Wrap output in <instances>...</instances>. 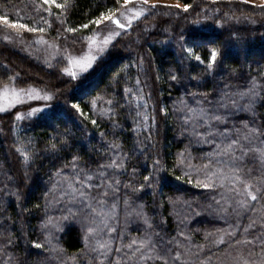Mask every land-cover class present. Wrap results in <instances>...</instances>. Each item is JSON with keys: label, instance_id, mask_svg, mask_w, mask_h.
Instances as JSON below:
<instances>
[{"label": "trees", "instance_id": "trees-1", "mask_svg": "<svg viewBox=\"0 0 264 264\" xmlns=\"http://www.w3.org/2000/svg\"><path fill=\"white\" fill-rule=\"evenodd\" d=\"M174 1L181 6L159 5L124 31L91 72L76 79L65 75L62 60L42 64L0 39V85L11 80L45 83L57 95L47 111L32 117L21 109L0 113V264H87L92 258L82 251L87 213L63 219L68 208L77 212L83 205L57 200L58 192H51L57 171L72 174L74 157L78 170L95 176L93 184L100 182V171L106 173L103 179L120 181L119 192H110L108 201L118 202L116 226L123 243L148 232L157 248L181 253L178 264H264L260 241L233 246L238 239L264 233V198H249L248 207H240L236 201L243 197L229 191L231 185L214 190L196 186L205 179L201 166L215 170L223 167L218 161L228 160L211 155L217 145L242 138L245 124L264 132V3ZM68 4L61 9L43 0H0V16L36 29L14 27L26 40L43 36L58 44L83 42L98 27L93 21L109 11L115 15L125 0ZM213 51L217 58L209 67ZM253 81L259 95L251 109L245 108L248 99L238 96V105L220 106L224 93L246 91ZM201 106L225 118L213 122L217 134L207 142L184 123L187 108ZM223 132L227 139L219 134ZM261 140L244 143L260 147ZM18 149L29 152L27 163ZM113 159L123 168H101ZM157 160L160 166H155ZM240 167L253 191L264 187V163L257 154L250 152ZM145 176L151 179L145 181ZM141 185L142 190L133 191ZM100 191L93 189V195ZM125 199L129 211L143 206L151 229L142 218L125 215ZM52 219L59 223L49 230L45 225ZM221 237L226 243H219Z\"/></svg>", "mask_w": 264, "mask_h": 264}, {"label": "snow or ice", "instance_id": "snow-or-ice-1", "mask_svg": "<svg viewBox=\"0 0 264 264\" xmlns=\"http://www.w3.org/2000/svg\"><path fill=\"white\" fill-rule=\"evenodd\" d=\"M129 0H125V4H127ZM148 0H144V3H147ZM44 4H55L57 8L65 9L69 6L68 0H65L64 4L56 3V0H43ZM179 7V5H177ZM187 8V6H185ZM139 15V13H137ZM0 20H3L5 24L10 23L6 18L0 17ZM112 21L117 24L119 27L123 28L124 25L120 24L119 20L114 18V14L112 11H109L107 15H102L97 20L93 21V23L99 25L103 21ZM12 27H20L26 28L28 31H36L34 28H28L27 25L17 24L12 22ZM83 27H87L84 25ZM43 31V29H40ZM68 31H75V29L69 28ZM107 43V41H105ZM191 51V49H189ZM217 58V53L215 51L211 54V61L209 67L215 63ZM92 59H88L86 62H78L74 61L80 65L82 71H86L92 63ZM197 60L200 59L199 56L196 57ZM75 76V73H72ZM175 79V77H173ZM35 92V89L31 90L29 95ZM18 95V94H17ZM193 95H196L195 93ZM259 93L256 90L255 81H253V85L249 87L246 91H240L235 94L224 93L221 97V107H228L229 104L236 106L239 104V100L248 99V104L245 105V108L251 109L255 99ZM238 96L239 100L235 97ZM38 97V93H37ZM45 100L52 99L51 96L45 95L44 97H40ZM111 103V101H109ZM200 103V102H198ZM211 103V101H209ZM73 107H77L73 105ZM3 111V109H0ZM35 111H43V109H37ZM166 113V110H162ZM83 114V113H82ZM139 115V113H138ZM22 117H17V119H21ZM144 119L147 120L148 116L145 115ZM201 121L203 123H201ZM224 123L225 118L217 113L211 112L204 107L199 108H187V113L184 117V123L186 125H191L193 134L199 137L202 141L207 142L208 137L215 136L217 133L212 129L214 128V123ZM93 124L96 123L95 120L92 121ZM199 127H206L208 131L206 133H201L198 131ZM244 134L242 138L238 139H230V142L222 145H217V152L213 153L214 157H228L227 161H218L219 164H222L223 167H217L215 170H209L210 165L201 166L205 171V179L203 181H197V187H203L205 189H216V188H225L228 185L229 191L235 193L237 196L243 197L236 201V203L240 207H248V200L250 198L251 201H257L260 198H264V187L257 188L253 191V185L246 180L242 179L240 173L242 168L240 164L242 163L244 157H246L250 152L258 155L261 163H264V140H261L260 147H246L244 142H247V145H252L256 139L260 137H264V132H261L259 128H249L247 124L244 126ZM224 138H228L229 134L227 132L219 133ZM56 144H52V149H56ZM21 155L24 158V162L27 163L30 159V154L26 149H18ZM240 152V156H236V152ZM183 158V153L180 154ZM77 159L73 158L72 161V174L65 175L62 170L56 172V177L58 179L52 186L51 192L57 193L58 195L54 198L57 200L67 199L68 202L74 204L83 205V209L78 210L77 212H73L72 208H68V216L63 217V219L68 220L70 217L75 218L80 215V211H84L88 216V224L86 228V234L84 236V244L85 249L82 250L85 252L87 256L88 253H92V258L87 260V264H178L181 260V253L176 252L175 255L172 254V250L166 247L157 248L155 242L152 239L150 233L146 232L142 238H133L128 243H123V236L120 232H118V217H119V209L118 202L113 201L109 203V193L116 194L119 192L120 181H108L103 179L106 173L103 171L99 172V176L101 180L98 184H93L92 181L95 179V176L90 172L84 171V169H77ZM180 163H183V159H181ZM155 166H160V161H155ZM123 168V164H118L115 159L106 166L102 165L101 168ZM187 167H193L191 164L187 165ZM227 169V170H226ZM251 170H249L250 172ZM187 174V173H186ZM151 177L145 176L144 180L149 181ZM177 179H183V177H177ZM191 183V180L188 181ZM236 184H242L243 188L235 187ZM125 187H130L129 185H125ZM101 189L99 194L93 195V189ZM143 185L140 186V189H133V191L142 190ZM222 199L224 198V194L221 193ZM124 209L126 216L135 215L143 219L144 224L147 229L152 228V224L147 217V215L143 212V206H139L138 208L131 209L129 211L130 205L127 199L124 200ZM219 204V201H216ZM225 211L227 209H224ZM255 222H253L254 224ZM47 226V224L45 225ZM252 225H249L251 228ZM264 227V225H262ZM249 228H245L244 231L247 233ZM229 236L234 237L235 232L225 233ZM183 235V233H181ZM264 233L260 236L254 237L252 240L243 239L236 240L235 245L238 246L240 244H254L256 241H260L262 250H264V239H262ZM117 241H120V245L117 246ZM50 242V241H49ZM219 243H226V241L221 237L219 239ZM36 248L42 247L40 244L34 245ZM186 264V262H185ZM244 264H248V261H245Z\"/></svg>", "mask_w": 264, "mask_h": 264}, {"label": "rangeland", "instance_id": "rangeland-1", "mask_svg": "<svg viewBox=\"0 0 264 264\" xmlns=\"http://www.w3.org/2000/svg\"><path fill=\"white\" fill-rule=\"evenodd\" d=\"M212 1L218 2L219 0ZM246 1L258 4L264 3V0ZM159 5L177 7L179 3L174 0H148L147 3H144V0H129V2L124 4L123 8L114 15V18L119 20L120 24L124 25L123 28L112 21L105 20L98 25L95 33L90 38L84 39L83 42L77 41L58 44L43 36L26 40L11 26L12 20L8 24L0 20V39L15 49L22 51L24 54L42 62V64L52 65L54 62L62 60V69L65 75L69 79H76L91 72L97 63L107 57L112 45H114L124 31H127L136 22L149 16V13L155 11V8L160 7ZM137 13H139V15H137ZM105 41H107V43H105ZM90 58L94 59H92L91 66L86 71H82L80 65L74 63V61L83 63ZM72 73H75V76H73ZM33 89H35V92L29 95ZM54 90L56 91V89L49 87L45 83H39V85L24 84L22 81L11 80L9 83L0 85V109H3L0 113L21 109L28 116L32 117L38 115L39 113L47 111L52 104L56 102L57 95ZM45 95L51 96L52 99L45 100L40 98ZM37 109H43V111H35ZM55 196L56 195H54V197ZM58 223V220L52 219L46 227L52 230L53 225L55 224L56 226Z\"/></svg>", "mask_w": 264, "mask_h": 264}]
</instances>
